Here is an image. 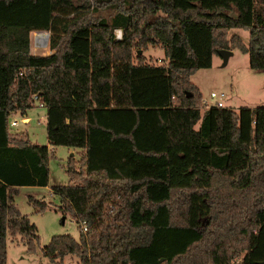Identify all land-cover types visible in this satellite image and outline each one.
I'll use <instances>...</instances> for the list:
<instances>
[{
  "label": "trees",
  "instance_id": "obj_1",
  "mask_svg": "<svg viewBox=\"0 0 264 264\" xmlns=\"http://www.w3.org/2000/svg\"><path fill=\"white\" fill-rule=\"evenodd\" d=\"M232 28L249 30L237 46L264 69V0H0V264L7 233L28 251L39 243L12 200L48 185V147L9 131L34 94L48 143L84 151L66 165L78 183L51 187L79 237L52 236L48 264H234L241 251L239 264L263 261L264 106L200 112L189 81ZM32 31L50 32L49 54L30 53ZM149 46L167 63L146 62Z\"/></svg>",
  "mask_w": 264,
  "mask_h": 264
},
{
  "label": "rangeland",
  "instance_id": "obj_2",
  "mask_svg": "<svg viewBox=\"0 0 264 264\" xmlns=\"http://www.w3.org/2000/svg\"><path fill=\"white\" fill-rule=\"evenodd\" d=\"M231 15L235 16L236 13L233 12ZM117 33L118 30H115L116 35ZM231 37L234 40H231ZM237 42L245 46L248 45V29L232 28L228 31L227 48L225 49L232 50L233 54L229 57L226 65H222V58L219 55H214L215 58L210 68L198 69L190 75L189 81L195 86L194 94H199L201 97L200 105H198L200 112H203L207 105L213 103L214 100L210 98L212 92L220 98H222L220 95L222 93L223 107L232 108L235 111L241 107L264 106V69H251L248 54L237 46ZM50 52L49 48L37 51L35 55H46ZM139 53L148 63H167L163 50L160 48L149 46L145 52L140 51ZM135 54L134 51L133 55ZM205 101L207 105L204 104ZM46 113L45 107L33 106L26 111V115L29 117V121L26 123H22L23 116L19 112H15L9 117V131L12 134H17L21 139L28 138L32 143L47 145L49 180L46 187H19L13 195L12 201L16 209L21 215H26L29 221L37 227L39 243L34 251H28L24 238L19 235L10 236L7 233V264H48V258L42 254V249L52 236L69 234L75 239L79 237L78 224L69 213L62 214L58 209L61 205L60 198L52 194L51 187L54 184L78 183L70 179L66 172V165L71 156L76 160L77 166L82 165L80 160L84 156V151L78 148L50 145L46 136ZM13 119L18 122V125L11 124ZM195 128H198V124ZM50 193L52 196H49ZM28 196L45 203L47 205L45 210L37 212L29 202ZM243 255L244 251H241L231 261L234 264H239ZM62 264H79V258L67 255Z\"/></svg>",
  "mask_w": 264,
  "mask_h": 264
},
{
  "label": "built area",
  "instance_id": "obj_3",
  "mask_svg": "<svg viewBox=\"0 0 264 264\" xmlns=\"http://www.w3.org/2000/svg\"><path fill=\"white\" fill-rule=\"evenodd\" d=\"M29 36H30L29 48H30V52L32 51L31 54L33 53V55H35L37 51L49 49V38H50V32L49 31H32V32H30ZM116 38L117 39L121 38V30H118ZM220 95L222 98L218 97L217 94L214 92L210 93V98L214 101L211 105H207L206 101H205L204 104L207 105L206 107L209 108L212 105L218 106V107H223V103H222L223 94L221 93ZM31 102H32L33 106H35V107H44V103L41 101V99L38 97L37 94H34L31 97ZM28 121H29L28 117L22 118V123H26ZM11 124L18 125V122L13 119L11 121ZM49 196H52V194L50 193ZM48 199H50V198H48ZM81 229L84 232L86 230V227L82 226Z\"/></svg>",
  "mask_w": 264,
  "mask_h": 264
},
{
  "label": "water",
  "instance_id": "obj_4",
  "mask_svg": "<svg viewBox=\"0 0 264 264\" xmlns=\"http://www.w3.org/2000/svg\"><path fill=\"white\" fill-rule=\"evenodd\" d=\"M233 54L232 50H228V49H220L217 52V55H219L222 58V65H226L229 57ZM190 95V93H189ZM260 264H264V259L263 261L260 262Z\"/></svg>",
  "mask_w": 264,
  "mask_h": 264
},
{
  "label": "crops",
  "instance_id": "obj_5",
  "mask_svg": "<svg viewBox=\"0 0 264 264\" xmlns=\"http://www.w3.org/2000/svg\"><path fill=\"white\" fill-rule=\"evenodd\" d=\"M214 58H215V56H213V58H212V63H213V60H214ZM28 117V116H27ZM29 118V117H28ZM22 187H33V188H36V187H39V186H22ZM19 188V187H18ZM18 188H16V189H18Z\"/></svg>",
  "mask_w": 264,
  "mask_h": 264
}]
</instances>
